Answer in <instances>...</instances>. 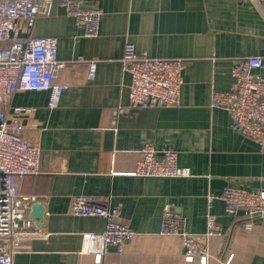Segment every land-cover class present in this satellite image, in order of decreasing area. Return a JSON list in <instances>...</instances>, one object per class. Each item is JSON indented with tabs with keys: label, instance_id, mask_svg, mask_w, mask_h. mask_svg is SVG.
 I'll return each instance as SVG.
<instances>
[{
	"label": "crops",
	"instance_id": "1",
	"mask_svg": "<svg viewBox=\"0 0 264 264\" xmlns=\"http://www.w3.org/2000/svg\"><path fill=\"white\" fill-rule=\"evenodd\" d=\"M86 2L101 10L96 36L83 35L62 8L36 16L29 32L57 37L64 65L54 82L66 84L57 105L48 106L49 91L25 90L7 106L8 116L16 107L32 108L21 114V134L40 148L39 171L17 179L18 193L43 205L41 228L49 232L21 242L13 264H197V257L184 260L179 234L159 233L166 204L189 233L205 230L207 212L216 216L221 234L207 239L206 264H224L228 254V264H264V217L247 229L221 199L207 202L225 185L264 191V151L231 128L226 111L209 105L212 90L233 85L236 58L261 57L263 67L253 71L264 76V0ZM127 42L151 57L183 61L177 104L129 107L130 76L120 62ZM145 144L174 150L192 176L128 175ZM76 194L119 210L135 231L121 251L109 246L100 262L81 251L82 234L101 231L104 220L72 214Z\"/></svg>",
	"mask_w": 264,
	"mask_h": 264
},
{
	"label": "built area",
	"instance_id": "2",
	"mask_svg": "<svg viewBox=\"0 0 264 264\" xmlns=\"http://www.w3.org/2000/svg\"><path fill=\"white\" fill-rule=\"evenodd\" d=\"M62 8L83 35L96 36L100 8L86 0H0V264H13L20 243L33 238H45L49 232L34 224L28 216L35 196L18 193L17 179L39 171L40 148L22 137L24 124L21 114L32 108L16 107L13 116L7 106L13 93L25 90L49 91L48 106L57 105L66 84L54 82L57 71L64 64L57 54V37L32 35L30 29L38 15L49 16ZM122 68L130 76L128 105L130 108L170 106L179 102L183 61L179 58H155L146 51L137 52L127 42L120 59ZM95 62L87 67L92 78ZM263 67L259 56L236 58L231 66L233 85L227 90H212L210 107L221 108L230 118V126L256 143L264 151V76L253 70ZM123 108H117L123 112ZM135 168L128 175L139 177H189V168L177 163L172 149L156 150L145 144L139 151ZM213 198L224 203L226 213L242 217L250 229L256 218L264 217V191L249 190L232 185L223 186L217 195L207 196L208 206ZM70 212L77 216H97L104 220L98 232L82 234V252L92 254L100 262L109 246L121 251L135 234L132 227L120 219L117 208L103 204L96 196L76 194L70 201ZM160 234H179L184 246V260L206 264V242L210 236L220 235L216 216L207 212L206 228L201 233L184 229V218L163 208L159 224ZM231 254L223 263L228 264Z\"/></svg>",
	"mask_w": 264,
	"mask_h": 264
},
{
	"label": "water",
	"instance_id": "3",
	"mask_svg": "<svg viewBox=\"0 0 264 264\" xmlns=\"http://www.w3.org/2000/svg\"><path fill=\"white\" fill-rule=\"evenodd\" d=\"M31 210L29 212V218L34 221V223L42 227L44 224V207L41 203L34 202L30 206Z\"/></svg>",
	"mask_w": 264,
	"mask_h": 264
}]
</instances>
